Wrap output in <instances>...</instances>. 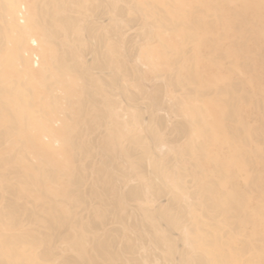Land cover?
Returning a JSON list of instances; mask_svg holds the SVG:
<instances>
[{
  "label": "bare ground",
  "instance_id": "6f19581e",
  "mask_svg": "<svg viewBox=\"0 0 264 264\" xmlns=\"http://www.w3.org/2000/svg\"><path fill=\"white\" fill-rule=\"evenodd\" d=\"M139 65L164 79L148 80L152 96ZM254 79L264 0H0V264H154L150 247L164 264H247L252 249L263 259L250 239L264 234L231 242L241 219L264 222L262 204L246 207L264 195V151L242 154L264 145ZM132 108L144 136L114 116ZM159 111L181 118L168 126ZM186 226L202 252L182 247Z\"/></svg>",
  "mask_w": 264,
  "mask_h": 264
},
{
  "label": "rangeland",
  "instance_id": "374dc122",
  "mask_svg": "<svg viewBox=\"0 0 264 264\" xmlns=\"http://www.w3.org/2000/svg\"><path fill=\"white\" fill-rule=\"evenodd\" d=\"M239 4H235L234 6H238ZM136 32V29H132V30H130L129 31V35L131 34H134ZM141 39H139L138 38V41H139V47H141L140 49H142L143 47H144V43H142L141 41H140ZM87 42H86V45L87 44H89L92 48L94 47L95 48V42L93 43V42H89L88 40H86ZM85 45H83L82 43H81V48H82V50H84L85 49V47H84ZM88 46V45H87ZM89 48V47H88ZM153 49V52H152V54L153 55H160V51H158V50H156L155 48H152ZM124 59H126L127 60V58H125L124 57ZM34 61H35V58H34ZM225 64H226V62H225ZM139 67L140 68H142V70L145 72V74H143L146 78H147V80H142L141 81V84L144 86V88H147V90H148V92H149V95H151L152 96V94H153V90L150 88V86H151V84H150V82L148 81L149 79H151V78H153L154 77V81L155 82H159V83H164V79H160V78H157L155 75H154V73H152L151 72V69H150V66H145V65H139ZM257 68H260V69H262V66L261 65H258V67ZM222 69H220V70H213V71H211V73H213V75L215 74V76H217V75H219V74H221L222 72ZM154 72V71H153ZM221 72V73H220ZM241 75H244L243 74V72H241ZM232 78H233V82H236L235 80L237 79V77H235V75L234 76H232ZM250 80V79H249ZM154 82V83H155ZM253 83H255L256 84V87H258V85L264 90V81L263 80H256V79H254V82ZM138 87H139V85L137 84H135V85H133L132 86V90L133 91H135V92H139L140 91V89H138ZM167 88V89H166ZM165 88V90H167V91H169L170 89L168 88V87H166ZM258 98L260 97V100H262V99H264V96L262 97V96H257ZM209 106H211V105H209V103H207V102H205V103H203V102H201V103H198V106H195V107H197L198 108V111H203V110H205V109H207V111L206 112H208V111H210V107ZM222 106H224V105H222ZM190 111L191 110H189V109H185V110H182V112H180V113H182V114H184V115H187V112H189L190 113ZM121 113V110L119 109V110H117L116 112H115V114H114V116H116V119L117 120H122V122L125 124L124 126V128H125V131H126V133L127 134H129V135H133L134 134V132H137V134H138V136L140 135V136H144L145 135V129H146V126H147V122L145 121V122H141L138 118H137V116H136V114H137V111L135 110V109H131V112H130V114H127V115H125L124 117H122V118H120L119 116H118V114H120ZM158 114H160L161 116H165V120L167 121V124H168V126H170V125H173V123L176 121V120H178V119H180L181 117H180V114L178 113H176V115H174V114H168L166 111H159L158 112ZM193 114V113H192ZM179 116V117H178ZM260 117L264 120V115H263V113L260 115ZM143 124V125H142ZM260 126H258V128H259ZM214 129H215V132H217L218 133V135H223V130L222 129H220L219 127H217V125H215V127H214ZM198 130H201V129H198ZM202 133V131L199 133V134H201ZM165 135L167 136L168 134L165 132ZM202 141H204V142H208V140H202ZM231 142H234V141H231ZM255 146L257 147H259L260 149H263V151H264V145H263V142H261V141H258L257 139H255V144L251 147V148H248L247 150H244L243 152L244 153H242V154H246L247 156H249L250 154H249V152L250 151H253L252 149H254L255 148ZM58 148V147H57ZM170 149H173L171 146H163L161 149H160V151L161 152H159V153H162L163 155L165 154V153H168V151H170ZM174 151H176V150H174ZM185 150H184V148L183 147H180L179 149H177V152H178V156L179 157H184V155L186 154L185 152H184ZM219 151H218V149H216V150H210V151H208V153H209V157H216V153H218ZM246 155L244 156H237V157H235V158H233V160L235 161V163H240V162H242L244 159H247V157H246ZM238 158V159H237ZM258 162V165L257 166H259V167H262L261 165H262V162L259 160V161H257ZM214 164H216L217 165V163H214ZM146 182V181H145ZM261 183L264 185V176L261 178ZM228 185H230V183L228 182L227 183ZM167 186H168V188L169 189H174V190H179L180 191V186H176V185H174L173 183H169V182H167ZM241 188V187H240ZM239 188V189H240ZM147 192H148V190H147ZM182 191H180V193H181ZM188 193V192H187ZM147 195H149V194H147ZM146 195V197H148ZM183 196H184V198H185V200L186 201H188L189 203L190 202H192V200L191 199H189V196L188 195H184L183 194ZM251 198H252V200L251 201H246L247 202V204H246V207H247V209L248 210H252V209H255V207L256 206H260L261 204L263 205V208H262V211L264 212V195H261V196H259L258 197V195L257 194H254V195H251L250 196ZM150 202V201H149ZM151 203H152V201H151ZM151 203H144V205H146V206H153V205H155L156 203H154V204H151ZM189 216V221L190 222H192V223H195V224H198V226L201 228V229H205V225L201 222V217H199V216H197V215H195L194 216V213L192 214V212L190 211L189 212V214H188ZM192 216H194V217H192ZM252 219H253V217H252ZM255 219H253V221H252V223H250V224H247L246 225V223H244V219H241L240 221H239V223H240V225H241V228H242V233L239 235V236H237V237H232L231 236V238H232V241L231 242H235V243H238V240L239 241H243V242H240L241 244L242 243H245V242H247L248 241V239L250 238L249 236H250V233H252V234H254L253 232H255V234H264V222H260L259 223V221H254ZM223 221H224V225H223V229H225V230H229V228H230V224L233 222L231 219H229L228 217H225L224 219H223ZM188 223H186L185 225H187ZM21 230H24V228H22ZM182 231H183V233H184V236H185V238L187 239L186 240V244H184V243H182V247H185V248H187L188 249V251H189V253L190 252H192V253H194L195 252V254H196V252L197 253H199L200 251L202 252L205 248V246H204V244L203 243H201V242H198V243H193L192 241L196 238L195 237V235H192V234H190L189 233V230H187V226L186 227H184V229H182ZM264 239V238H263ZM227 240V239H226ZM250 241H251V243H252V246H254V248L256 247V246H258V244L260 243V242H264L262 239H260V240H255V242H253L252 241V239H250ZM184 244V245H183ZM243 246H245L244 244H243ZM150 249H151V251H152V254H153V256L151 257V258H145V262H147V261H153L154 262V264H164L165 263V258L161 255V253L159 252V251H156L157 249H154V248H152V247H150ZM253 253H255V249L253 250H250V251H248V253H246L247 254V257H248V263L247 264H264V258L263 259H261L260 261H258V262H255V263H253L252 261H251V259L252 258H249L250 256H252L253 255ZM151 254V255H152ZM156 254H157V256H156ZM191 254V253H190ZM156 257V258H155ZM241 258V261H239L237 264H245L244 263V259L245 258H243V257H240ZM243 258V259H242ZM243 260V261H242Z\"/></svg>",
  "mask_w": 264,
  "mask_h": 264
}]
</instances>
